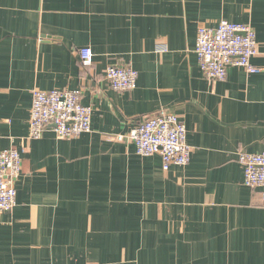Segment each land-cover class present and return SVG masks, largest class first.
Masks as SVG:
<instances>
[{"label":"crops","instance_id":"1","mask_svg":"<svg viewBox=\"0 0 264 264\" xmlns=\"http://www.w3.org/2000/svg\"><path fill=\"white\" fill-rule=\"evenodd\" d=\"M249 25L248 74L210 81L197 29ZM89 48L92 63L78 57ZM127 66L136 88L104 72ZM73 91L91 132L29 138L32 92ZM175 114L189 164L162 169L114 141L143 118ZM22 173L0 215V264H264V189L243 185L239 153L264 152V0H0V151Z\"/></svg>","mask_w":264,"mask_h":264},{"label":"built area","instance_id":"2","mask_svg":"<svg viewBox=\"0 0 264 264\" xmlns=\"http://www.w3.org/2000/svg\"><path fill=\"white\" fill-rule=\"evenodd\" d=\"M195 55L199 68L210 81H223L227 69L237 67L248 74L259 69L251 60L257 53L256 36L247 24L221 21L216 28L201 26L197 29ZM81 65L90 66L92 53L89 48L78 52ZM108 87L115 92H130L136 88L138 74L127 66H109L104 72ZM91 108L81 104L79 90L32 92L29 115V138L37 140L48 128L61 139H74L91 132ZM114 141L132 144L140 157L157 155L162 169L184 167L189 164L192 149L186 142L183 122L173 113L161 112L143 118L125 135ZM237 162L243 171V185L250 189H264V152L239 153ZM22 173L18 151H0V215L10 213L16 205L15 183Z\"/></svg>","mask_w":264,"mask_h":264}]
</instances>
